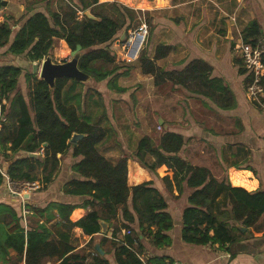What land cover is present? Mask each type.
Returning <instances> with one entry per match:
<instances>
[{"label":"trees","instance_id":"16d2710c","mask_svg":"<svg viewBox=\"0 0 264 264\" xmlns=\"http://www.w3.org/2000/svg\"><path fill=\"white\" fill-rule=\"evenodd\" d=\"M99 1L67 0L58 11L22 15L15 23L19 24L16 30L10 23L12 17H5L0 22V48L8 46L7 52L14 56L24 53L29 62L41 61L52 54L58 40L62 39L70 51L81 47L77 66L93 82L108 79V89L124 92L125 89L115 84L126 71H119L114 53L108 47L117 35L127 34L126 30L137 21L139 14L145 15L146 23L152 26L151 14L157 10L135 9L115 0ZM49 3L47 0V7ZM86 10L96 19L86 16ZM80 12L81 18L78 17ZM261 36L256 20H251L241 32L242 42L253 45ZM173 49L170 44L158 43L152 56L142 52L136 60L142 74L153 76L157 90L161 91L169 82L172 86L182 85L206 95L221 108L233 106L229 89L220 79L210 78L212 69L204 60L194 59L180 70L157 64ZM262 60L264 63V54ZM22 74L26 83L25 94L19 84ZM262 81L264 85V77ZM249 83L250 77L245 85ZM83 84L72 78H59L50 88L37 78L29 64L27 67L19 62L0 65V152L6 154L9 151L16 155L23 151L6 167L0 161L2 171L13 180H35L36 168L43 166L48 171L42 181L48 183L57 169V156L72 147V156L80 158L72 165V170L83 179L68 181L63 192L85 196L82 205L90 208L75 222L68 218L76 207L74 205L52 203L43 209L32 208L36 215L45 219L42 224L30 226L25 234L15 208L0 203V214L13 221L3 238L0 224V253L6 254L8 248L15 250L20 257L24 253V264H43L45 258L54 257L60 259L58 264H108L105 257L96 252L94 255L86 252L92 248L93 237L85 248L71 253L73 247L69 244V234L62 232V228L67 231L79 227L86 235H94L99 232L101 219L110 224L116 222L113 239L102 236L100 244L109 243L117 264H142L138 256L141 254V235L155 247L171 244L166 232L172 228L173 220L166 210L168 205L164 194L153 186L151 180L127 185V156L111 161L101 154L99 144L109 128L101 125L100 119H94L93 112L87 110V103L100 106L103 94L97 89L93 92L87 89L82 94ZM94 95L97 98H93ZM101 112L106 118L105 109ZM73 133L83 136L71 143L69 139ZM184 143L183 135L176 131L163 130L156 142L149 135L142 136L137 140L132 159L150 172L161 165L167 166L173 171L171 180L167 176L162 178L168 187L174 183L181 193L185 184L191 190L187 206L182 209L181 239L184 242L223 245L239 240L240 233L230 221H241L244 226L251 227L264 212V192L231 187L225 183L224 177L214 176L208 168L186 162L179 155ZM41 150L40 156L36 157ZM235 177L240 179L239 175ZM2 181L0 173V184ZM54 209L62 226L55 232L45 226L56 217ZM6 216L0 222L5 223ZM120 228L129 233L121 240H115ZM88 258L90 262H87Z\"/></svg>","mask_w":264,"mask_h":264},{"label":"crops","instance_id":"0c3cea01","mask_svg":"<svg viewBox=\"0 0 264 264\" xmlns=\"http://www.w3.org/2000/svg\"><path fill=\"white\" fill-rule=\"evenodd\" d=\"M54 1L51 0L52 3L50 2L47 7V0H33L27 5L23 3L17 5L14 0H0V22H3L5 17L16 16L20 13L21 16L24 14L28 16L37 11L45 14L52 9V11H58ZM61 1L62 6H65L67 0ZM119 1L129 7L133 6L148 11L157 10L151 14V29L155 26L156 31L147 55H153V50L158 43L174 46L173 51L165 59L157 61L158 65L180 70L194 59L204 60L211 66L210 78L220 79L222 85L229 89L230 95L233 97L231 108H221L210 97L195 93L185 86H172L169 82L163 85L161 91L169 88L174 93L165 99L167 105L169 104L165 111L166 115L159 118L157 122L163 130L176 131L183 135L185 143L179 152L180 157L191 165L208 168L218 178L224 175L225 183L231 187H240L247 192H264V95L260 104L248 99L245 81L250 76L242 65L237 49V46L242 42L241 32L251 20H256L259 23L262 34L260 41L264 45V0ZM9 13L11 15H8ZM58 41L63 45L60 53L70 50L64 40ZM7 49L8 46L0 48L1 54L4 55H0V65L10 64L1 58L7 59L14 56L8 53ZM122 60L126 61L123 58ZM64 61L66 60L59 62ZM35 62L33 61L32 64ZM130 65L129 70L125 67L128 65H122L119 71H126V73L119 77L115 84L117 87L125 89L124 92H119L115 88L108 89L107 79L101 82L97 88L107 96L106 100L103 96L104 103L102 102L98 107L87 103V110L93 112L94 119L107 120L110 131L99 144V149L101 154L111 161L123 157L127 153L129 155L133 153L137 140L148 135L150 131L149 123L142 119V114H139L136 108L141 106L139 95L144 91L148 93L150 88L155 87L154 78L151 75L142 74L138 65L136 68L132 67V63ZM135 84H138L140 89L136 93H134L135 87L133 86ZM20 88L25 94L26 83L20 84ZM178 94H186L188 102L178 98ZM128 106L138 114L135 122H139L141 127L131 124L129 116L126 115ZM175 106L179 109L176 118L173 117ZM92 107H95L96 110L93 111ZM104 107L110 111V116L108 115L106 118L102 116L101 112ZM204 147L207 148V153H204ZM7 152L10 154V159L0 160L3 167L18 157V155ZM22 152L19 151L17 154L20 155ZM35 156L40 155L36 153ZM57 158L58 166L50 181L45 183L42 190L33 192L26 197L30 213L27 216L25 234L30 226L42 224L45 219L36 215L32 208L43 209L52 203L74 205L76 207L68 217L72 222L79 220L90 210L89 207L84 208L82 205L85 196L69 195L63 192V186L68 181L83 179L72 170V165L80 158L72 156V147L67 148ZM47 171L48 169L45 170L43 166H38L34 173L37 179L42 180ZM218 171H221V174ZM235 175H239L240 179L234 178ZM165 176L170 180L173 177V171L165 165L150 172L132 158L127 159V185L132 186L151 180L153 186L164 194L168 205L166 210L173 220L172 228L166 232L171 239L169 246L155 247L151 245L148 238L143 239L141 235V254L138 256L142 264H170L173 261H180L183 264H264V212L251 227L244 226L241 221H230L240 233V239L233 243L223 245L186 243L181 239V218L182 209L187 206V196L191 190L187 189L185 184L182 185L181 193L178 192L174 183L169 188L167 183L162 180ZM164 185H167V188L171 190L167 195H165L167 192H163ZM0 203L15 208L20 217V202L8 194L4 181L0 184ZM227 211L230 213V206ZM54 213L56 217L49 223H45V226L50 227L53 232L62 227L56 209H54ZM5 216L0 214V221ZM101 221L107 224L105 234L101 232V226L99 232L94 235H86L79 227H73L67 231L62 228V232L69 234V244L73 247L71 253L85 248L90 238L93 237L92 248H88L86 252L91 254L96 252L100 257H105L108 264H117L109 243L100 244L102 236L113 239L116 222L113 221L110 224L102 219ZM20 223L24 230L21 217ZM0 224L2 225L1 237L3 238L13 225V221L6 216L5 223L0 222ZM133 227L136 228V225ZM123 231L126 229L120 228L116 231L114 239L121 240L127 234ZM59 262L60 259L55 257L45 258L43 264H58ZM87 262H90V258ZM0 264H24V253L20 257L15 250L8 248L6 254L0 253Z\"/></svg>","mask_w":264,"mask_h":264},{"label":"rangeland","instance_id":"374dc122","mask_svg":"<svg viewBox=\"0 0 264 264\" xmlns=\"http://www.w3.org/2000/svg\"><path fill=\"white\" fill-rule=\"evenodd\" d=\"M33 0H14V2L17 4V5H20L21 3H23L24 5H27L29 2H32ZM118 1V0H116ZM151 1V0H149ZM51 2V0H50ZM120 2V1H119ZM52 3V2H51ZM55 5H56V9L57 10H60L61 9V6H62V1L61 0H55L54 1ZM53 3V4H54ZM122 3V2H121ZM130 7H133V6H130ZM135 9H141V8H137V7H133ZM52 9V8H51ZM53 10V9H52ZM141 10H145V9H141ZM8 15H11L10 13ZM25 15V14H24ZM21 16V13L20 14H17L16 16L15 15H11L12 17V20L10 21L11 24H13V29L16 30L18 29L19 27V24H15L17 23V19ZM79 18L82 17V12L79 13ZM146 16L145 15H142V14H139L137 16V21H135L132 25V27H129L128 30H126V32L130 31L132 28L136 27L140 22H145L146 23ZM147 26H148V35H147V38H146V41L143 45V49L141 50V53L142 52H146V54H148V52L150 51V47L153 43V37H154V34H155V26L151 29V26L148 25V23H146ZM125 32H122L121 34H123ZM121 34L120 35H117L112 41H111V44L110 46L108 47V49L114 53V60H115V63L118 64V66L120 68H122V65H128V66H125L126 68H128V70L131 68V65L129 66V64H133V68H136L137 67V61H124L122 60L123 58V53H122V50H121V47H120V43H118L117 41L119 39H121ZM63 49V45L61 43H59L58 41V44L57 46L55 47V49L53 50L52 54L50 55V58L52 60V62L54 63H60L59 61L60 60H70L72 58V55L70 54V50H68L66 53H60V51ZM2 51L0 50V55L1 56H4L1 54ZM9 58V59H8ZM7 59H4V58H1V60L3 59L4 61H8L9 63H17L19 62L21 65L23 64V66H31L32 67V63L33 62H29L26 60V56L25 54H20L16 57L14 56H10L8 57ZM43 60V59H42ZM41 61H36L35 63L40 66L41 65ZM34 63V64H35ZM31 64V65H30ZM38 75V74H37ZM38 78H39V75H38ZM107 79L105 80H102V81H99V82H93L91 79H87L85 82H83V86L81 87V92L82 94H84V92L88 89H91V92H93V89H97L100 85L101 82L103 81H106ZM19 83L20 84H24L25 81H24V77H23V74L19 77ZM135 87L134 89V93H136V91H139V87H138V84H135L133 85ZM142 92V91H140ZM172 91H170L169 88H166L165 90L163 91H159L157 90L155 87L153 88H150L149 89V92H142L141 95H139V102H141V106L136 108V110L139 112V114H142V119L146 120L147 123H149L148 126H150V131H149V136L154 140V142L157 141L158 139V136L159 134L163 131L162 127L158 124L157 120L159 118H162V116H165L166 115V108L167 106V103L165 102V99H168L169 97L172 96ZM135 95V94H134ZM179 95V94H178ZM104 96V99L107 98L106 95H103ZM188 96L186 94H180L178 96V98H181V100H183L184 102H188V100L186 101V98ZM93 98H97L96 95L93 96ZM128 98V97H127ZM175 99L177 97H174ZM86 97L83 99L85 100ZM103 97H102V101L104 100ZM129 99V98H128ZM106 100V99H105ZM109 101V100H108ZM177 102V101H176ZM104 103V102H103ZM129 103V102H128ZM107 104V103H106ZM130 104V103H129ZM180 104V103H179ZM181 106H183L182 104H180ZM105 107H107L105 104H104ZM104 107L105 109V112H107L106 108ZM93 111L96 110L95 107H92L91 108ZM141 110V111H139ZM179 109L175 106V111H174V115L173 117L176 118L177 117V113H178ZM125 112V111H124ZM107 116L109 115L110 116V111L108 110ZM125 115V113H124ZM127 116H129V119H130V122L131 124L137 126V127H141L140 126V123H136L135 120H137L138 118V114H136V111L132 108H130L128 106V114H126ZM104 119L100 120V123L101 125L105 126L107 129L109 128L108 125H107V120H104V122H101L103 121ZM141 121V119H140ZM94 122V121H93ZM160 126V128H159ZM110 131V128L108 129V132ZM134 152V151H133ZM18 153V152H17ZM16 153V155H17ZM204 153H207V148L204 147ZM38 154L40 155L41 154V151L38 152ZM132 155L133 153H131L130 155L127 153V156L128 158H132ZM2 156V157H1ZM8 157H10V154H8V152H6V154H3V152H0V160L1 161H5L6 159H8ZM149 159V157H148ZM219 174H221V171H218ZM224 175H221V177H223ZM159 179V178H158ZM161 180V179H159ZM42 181V180H41ZM43 189V188H42ZM40 189V190H42ZM38 190V191H40ZM171 190L169 188H167V185H164L163 187V192L166 193L165 195L169 194Z\"/></svg>","mask_w":264,"mask_h":264},{"label":"built area","instance_id":"2783aa9c","mask_svg":"<svg viewBox=\"0 0 264 264\" xmlns=\"http://www.w3.org/2000/svg\"><path fill=\"white\" fill-rule=\"evenodd\" d=\"M148 35V26L145 22H140L136 27L125 33L123 39H119L120 47L123 53V59L126 61H136L143 49V45ZM237 49L240 53L242 65L250 76V83L246 87V95L249 100L260 104L264 95V45L260 40L256 44L241 42ZM160 128V126H159ZM0 173L3 176L8 194L20 202V217L24 223V231L27 230V216L30 213L26 204V197L33 192L42 189L45 183L39 179L35 180H13L4 173L0 166ZM129 233L128 230L123 231ZM170 264H183L180 261H173Z\"/></svg>","mask_w":264,"mask_h":264},{"label":"water","instance_id":"95a60500","mask_svg":"<svg viewBox=\"0 0 264 264\" xmlns=\"http://www.w3.org/2000/svg\"><path fill=\"white\" fill-rule=\"evenodd\" d=\"M84 14L89 18L96 19L89 10L84 11ZM125 33L121 35V39H123ZM80 46H77L75 50L70 51L72 58L70 60H66L60 63L52 62L50 56H46L41 65L37 64L32 65V71L39 75V79H42L44 82L48 84L50 88L54 87L56 79L59 78H72L77 82H85L87 79H91L90 76L83 73L77 66L78 60L81 56ZM83 135L78 133H73L69 142L75 143L79 138ZM99 225L101 226V232L103 234L107 231V224L103 221H99Z\"/></svg>","mask_w":264,"mask_h":264}]
</instances>
